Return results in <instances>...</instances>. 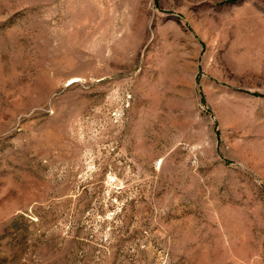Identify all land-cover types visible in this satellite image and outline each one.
<instances>
[{
	"label": "rangeland",
	"instance_id": "rangeland-1",
	"mask_svg": "<svg viewBox=\"0 0 264 264\" xmlns=\"http://www.w3.org/2000/svg\"><path fill=\"white\" fill-rule=\"evenodd\" d=\"M0 264H264V0H0Z\"/></svg>",
	"mask_w": 264,
	"mask_h": 264
}]
</instances>
